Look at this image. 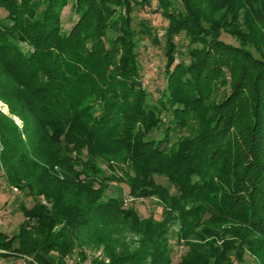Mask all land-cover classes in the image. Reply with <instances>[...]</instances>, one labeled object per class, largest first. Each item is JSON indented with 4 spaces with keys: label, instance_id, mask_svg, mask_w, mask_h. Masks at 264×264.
<instances>
[{
    "label": "trees",
    "instance_id": "16d2710c",
    "mask_svg": "<svg viewBox=\"0 0 264 264\" xmlns=\"http://www.w3.org/2000/svg\"><path fill=\"white\" fill-rule=\"evenodd\" d=\"M66 1L0 0V101L9 108L0 110V172L34 200L20 204L17 232L0 230V260L67 264L82 231L103 242V216L124 214L147 233L108 264H174L175 235L189 246L177 264H247L246 253L264 264V58L229 23L242 9L261 24L264 45V0H215L229 13L214 23L190 0H178L181 10L172 0H76L80 17L65 32ZM152 5L169 21L167 85L154 102L135 37L160 41L153 25L133 26L134 9ZM224 28L238 44L221 38ZM183 32L189 45L179 52ZM119 164L135 172L130 195H156L160 219L103 199L110 182L125 181Z\"/></svg>",
    "mask_w": 264,
    "mask_h": 264
},
{
    "label": "rangeland",
    "instance_id": "374dc122",
    "mask_svg": "<svg viewBox=\"0 0 264 264\" xmlns=\"http://www.w3.org/2000/svg\"><path fill=\"white\" fill-rule=\"evenodd\" d=\"M42 0H33L34 4ZM174 6L183 9V4L178 0H172ZM195 7V11L201 12L206 19L211 22H216L219 19H224V17L229 13L228 6L221 7L215 0H190ZM157 6V5H156ZM145 6L144 8L137 7L134 9L133 16L134 28L139 31L145 26V24L153 25V33L158 36L160 43L155 44L150 36L138 34L135 39L137 41L136 51L139 56V62L142 67V80L143 85L151 93V101H156L157 97L161 96L165 91L167 82L166 75L164 71V65L166 60V49H165V33L169 21L162 17L160 13H155L154 7ZM159 6V5H158ZM45 5L42 3L38 5L37 10L42 11ZM80 4L76 0H67L60 11V21L62 28L65 32L70 31V29L76 24L80 17ZM0 14L2 17L6 16V12L0 9ZM238 19V20H237ZM230 19L231 22H239L234 26V33L244 39L250 40V49L252 52L262 55L264 58V45L259 40L260 34L262 32V26L259 23H254L248 16L245 15L244 11L241 9L238 12V18ZM223 29L221 38L226 42H231L233 44H238V41L227 34ZM178 43L179 52L182 50L185 52L188 49L189 40L186 34L183 32L176 37ZM180 54L178 58L180 59ZM229 89V88H227ZM152 99V100H151ZM0 110L6 114H9L8 105L0 101ZM15 122L22 126V121L14 116ZM167 119L164 117L163 126L159 127L152 133V137H161L162 132L167 125ZM179 135V134H178ZM177 138L176 134H171V139L175 140ZM99 167L104 170L105 173L110 170L106 167L104 163H99ZM117 176L124 177L125 181H115L110 182L108 190L105 192L104 200L111 196L120 197L124 201V206L127 208H133L138 211L142 217H148L154 214L156 218H161L162 207L158 204V199L156 195H151L152 197H142L140 193L129 194V187L127 185L128 175L133 176L135 172L133 168L127 164H119L118 170H116ZM155 181L164 185H169L168 179L164 176L155 175ZM98 188V187H97ZM172 192H176L177 189L174 185L171 186ZM0 230H4L9 234H13L18 231L20 224L25 220V216L20 209V204L23 203L27 207H31L34 204V200L31 197L24 195V193L18 189L15 191L13 187H10L5 180L3 171L0 172ZM43 203L47 204V201L42 197ZM102 217V216H101ZM106 218L107 226L103 229V234L105 235V240H102L95 236H90L88 239L86 237L85 230L80 233V239L82 244L80 247L75 249L74 254L67 258V264H92L93 260H97L101 264H108L109 261L116 255L126 252H131L137 248L141 238L145 235L146 227L145 225L139 224L130 215L124 214H106L103 216ZM102 217V218H103ZM178 229V225L175 226ZM174 235V234H173ZM89 236V235H87ZM186 240L181 239V244L177 243L176 235L172 236L171 246L173 248L172 259L174 264H177L182 260L184 256L188 254L189 246L185 245ZM84 255L82 257V254ZM2 264H27V259L24 257H14L5 259L2 258ZM245 263L256 264V260L251 256L250 253H246Z\"/></svg>",
    "mask_w": 264,
    "mask_h": 264
},
{
    "label": "built area",
    "instance_id": "2783aa9c",
    "mask_svg": "<svg viewBox=\"0 0 264 264\" xmlns=\"http://www.w3.org/2000/svg\"><path fill=\"white\" fill-rule=\"evenodd\" d=\"M13 189H14L15 191H18V188H17V187H13ZM0 224H2V221H0Z\"/></svg>",
    "mask_w": 264,
    "mask_h": 264
}]
</instances>
